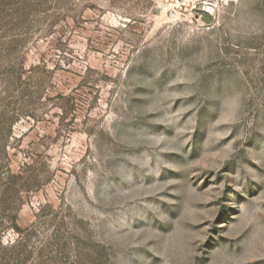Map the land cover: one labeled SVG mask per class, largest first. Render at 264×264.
<instances>
[{
    "label": "rangeland",
    "instance_id": "1",
    "mask_svg": "<svg viewBox=\"0 0 264 264\" xmlns=\"http://www.w3.org/2000/svg\"><path fill=\"white\" fill-rule=\"evenodd\" d=\"M0 264H264V0H0Z\"/></svg>",
    "mask_w": 264,
    "mask_h": 264
},
{
    "label": "trees",
    "instance_id": "2",
    "mask_svg": "<svg viewBox=\"0 0 264 264\" xmlns=\"http://www.w3.org/2000/svg\"><path fill=\"white\" fill-rule=\"evenodd\" d=\"M16 221H17V220H16V218H15L14 221H13L12 229H13L16 233L21 234V229L17 226Z\"/></svg>",
    "mask_w": 264,
    "mask_h": 264
},
{
    "label": "built area",
    "instance_id": "3",
    "mask_svg": "<svg viewBox=\"0 0 264 264\" xmlns=\"http://www.w3.org/2000/svg\"><path fill=\"white\" fill-rule=\"evenodd\" d=\"M176 1H178V0H176Z\"/></svg>",
    "mask_w": 264,
    "mask_h": 264
}]
</instances>
